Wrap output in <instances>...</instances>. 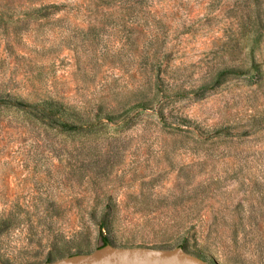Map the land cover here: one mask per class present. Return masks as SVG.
<instances>
[{"label": "rangeland", "instance_id": "1", "mask_svg": "<svg viewBox=\"0 0 264 264\" xmlns=\"http://www.w3.org/2000/svg\"><path fill=\"white\" fill-rule=\"evenodd\" d=\"M104 237L264 264V0H0V260Z\"/></svg>", "mask_w": 264, "mask_h": 264}, {"label": "water", "instance_id": "2", "mask_svg": "<svg viewBox=\"0 0 264 264\" xmlns=\"http://www.w3.org/2000/svg\"><path fill=\"white\" fill-rule=\"evenodd\" d=\"M0 264H5L0 260ZM41 264H212L182 247L100 245L92 251L75 253Z\"/></svg>", "mask_w": 264, "mask_h": 264}, {"label": "trees", "instance_id": "3", "mask_svg": "<svg viewBox=\"0 0 264 264\" xmlns=\"http://www.w3.org/2000/svg\"><path fill=\"white\" fill-rule=\"evenodd\" d=\"M107 243H109V242H108L107 239L104 237V239H103L101 245H104V244H107Z\"/></svg>", "mask_w": 264, "mask_h": 264}]
</instances>
